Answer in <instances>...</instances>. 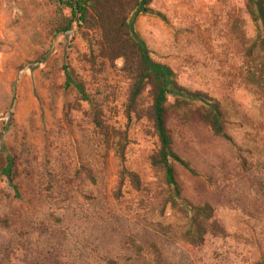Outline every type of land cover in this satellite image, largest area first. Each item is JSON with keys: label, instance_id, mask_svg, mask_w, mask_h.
I'll use <instances>...</instances> for the list:
<instances>
[{"label": "rangeland", "instance_id": "374dc122", "mask_svg": "<svg viewBox=\"0 0 264 264\" xmlns=\"http://www.w3.org/2000/svg\"><path fill=\"white\" fill-rule=\"evenodd\" d=\"M148 8L164 19L136 10L133 36L180 88L224 114L231 142L196 118L202 103L168 97L173 148L197 173L172 163L182 196L210 206L212 219L176 204L165 171L152 165L160 149L152 80H142L137 57L103 59L100 33L77 25L53 35L51 0H0V164L2 152L12 157L19 195L0 178V264H264L261 24L248 0ZM65 65L88 101L65 89ZM93 108L111 133L108 147Z\"/></svg>", "mask_w": 264, "mask_h": 264}, {"label": "trees", "instance_id": "16d2710c", "mask_svg": "<svg viewBox=\"0 0 264 264\" xmlns=\"http://www.w3.org/2000/svg\"><path fill=\"white\" fill-rule=\"evenodd\" d=\"M51 3L55 6L54 18L49 23V31L53 35H67L73 30L74 25H77L81 30L100 33L101 39L98 45L100 57L103 59L114 63L126 59L129 55L137 57L145 72L142 80L147 77L152 80L154 130L160 143L157 155L152 158V165L161 167L165 171L166 183L176 204L188 208L195 217L212 219L213 210L210 206L194 207L182 196L172 163L177 164L193 177H197V173L190 162L180 157L173 148V138L167 127L170 113L168 97L173 96L188 102L202 103L205 112H195L196 118L208 126L215 137L229 142L231 140L226 134V122L219 104L202 93H192L180 88L176 83L175 74L167 66L153 61L144 41L133 36L129 18L136 10L141 9V12L159 19H164V17L148 8L151 0H51ZM248 4L251 17L261 24L264 35V0H248ZM87 41L91 43L89 39ZM261 47L264 49V39L261 40ZM91 53L94 55L92 48ZM63 72L65 89L73 88L82 101H88L83 83L75 79L68 66H63ZM92 123L97 134L108 147L111 133L101 119V112L95 108H93ZM6 131L4 129V132ZM2 153L4 159L0 164V178L8 181L15 197L19 198L17 187L14 184L13 159L4 152ZM122 167L123 173H129L123 165ZM128 175L133 182H136L137 178L133 174ZM211 226L214 231H221L216 221H213ZM111 264L117 263L111 262Z\"/></svg>", "mask_w": 264, "mask_h": 264}]
</instances>
